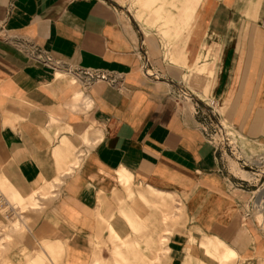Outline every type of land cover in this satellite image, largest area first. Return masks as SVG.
I'll use <instances>...</instances> for the list:
<instances>
[{
  "label": "crops",
  "instance_id": "crops-1",
  "mask_svg": "<svg viewBox=\"0 0 264 264\" xmlns=\"http://www.w3.org/2000/svg\"><path fill=\"white\" fill-rule=\"evenodd\" d=\"M239 2L0 0V186L22 209L57 195L35 236L62 240L42 241L25 264L48 253L90 264L123 184L165 212L181 201L185 225L165 238V264H264V193L247 179L264 168V1L244 0V15ZM209 99L240 137L239 163L209 141L199 115ZM147 217L139 236L154 233L152 251L168 215Z\"/></svg>",
  "mask_w": 264,
  "mask_h": 264
},
{
  "label": "rangeland",
  "instance_id": "rangeland-1",
  "mask_svg": "<svg viewBox=\"0 0 264 264\" xmlns=\"http://www.w3.org/2000/svg\"><path fill=\"white\" fill-rule=\"evenodd\" d=\"M133 1L134 0H120V3L125 7H129L130 10H133L131 6ZM241 1L242 2H239V9L237 11L242 12L244 15V0ZM262 8L264 10V7ZM239 17H241V14L237 15V19ZM152 25L156 26L155 24ZM199 115L202 117L201 121H203L209 136H213V140L221 145L224 143L223 140L226 141L230 146V149H232L231 152L233 154L231 157L239 163V159H242V156L239 154L241 140L235 130H233V126L230 124V121L227 119V117H225V112L220 109L219 103L215 101L214 107L210 109L201 108ZM222 128H227V130L221 131ZM73 159L74 161L79 160V158L75 157ZM236 162L230 160L233 168H237ZM240 176L242 178L246 177L245 174L242 173ZM247 179H249L248 181H251L250 184L255 190L260 189L257 196H261V194L264 193V185L260 187V185L264 183V168H261L260 173L257 175L249 174ZM122 186L126 197H118L116 199V210L107 219V222L104 221L105 219H101L100 228L97 229L96 235L91 237L89 241V253L91 255L90 264H93V255H101V251H105L106 253L105 257L102 256V258L105 260L103 264H116L117 260L124 262V258L131 261L132 259L130 256L124 255L123 257H119L118 255H115L117 252L123 254L128 249H134L136 252V259L133 260L134 263L131 261L133 264H165L166 251H164V249L167 247L170 235L181 230V228L185 225L184 210L181 201L175 196L174 202L171 205H168L170 209L166 210L165 212L160 205L151 204L147 206L146 201H144L139 195L140 192H144V190L141 188H132L131 186L130 189L134 193L131 197L128 191L129 188L126 186V184H123ZM0 192L4 197H0V243L3 247V249H0V264H4L5 261H12V264H25V255H32L34 251L40 250L43 246L41 243L42 241H62L57 234H46L43 237L35 236L36 223L41 216L46 214V210L57 198V195L55 197L48 198L47 200H42V204H40L41 208L30 210L29 208H16L14 205H12L1 186ZM147 198L150 199L149 197ZM135 200L137 201L139 207L142 205V207L145 208L144 210L149 211L146 216L137 215L136 213L132 215L130 212L132 208L129 205L132 202H136ZM120 204L123 205V208L121 209H119ZM166 213L168 218L166 221H164L165 226L163 231L157 230L153 232H156L157 240L161 241L162 238L164 240L167 238L168 241H162L161 245L157 246V249L154 250L153 248V250L150 251V248L147 247L146 243L149 242V237L154 235V233L150 232L144 236L141 235L142 237L139 236V234L144 233L149 227V224L152 225V221H149V223L146 222L148 215L151 216V214H156L158 218H162ZM257 216L258 214L255 215L256 220ZM262 217L264 218V216ZM116 219L121 221L118 220V224H115ZM13 221H20L21 229L19 230V233L12 234L11 238H5L4 236L8 232L9 226ZM134 224L138 225V230L133 229L132 225ZM111 226L117 230L116 235L112 232ZM137 241L142 242L141 246L137 245ZM65 250L66 247L62 248V255H64ZM45 259L46 264H63V260L54 256L53 254H46Z\"/></svg>",
  "mask_w": 264,
  "mask_h": 264
},
{
  "label": "built area",
  "instance_id": "built-area-1",
  "mask_svg": "<svg viewBox=\"0 0 264 264\" xmlns=\"http://www.w3.org/2000/svg\"><path fill=\"white\" fill-rule=\"evenodd\" d=\"M181 94H185V93H181ZM214 105H215V100H213V99H209V101L204 102V108H206V109L213 108ZM211 113H212V111H211ZM203 128H204V130L207 132L206 127L204 126ZM225 130H227V128H226V129H225V128H222L221 131H225ZM209 137H210V138H209V141H213L218 147H223V148H225V149H229L230 154H231V155L233 154V153L231 152L232 149H230V146L228 145V143H227L226 141L223 140L224 143L221 145V144H219V143H216V141L213 140V138H212L213 136L210 135Z\"/></svg>",
  "mask_w": 264,
  "mask_h": 264
}]
</instances>
